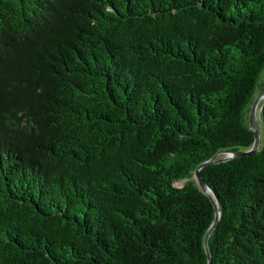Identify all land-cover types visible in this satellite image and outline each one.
Wrapping results in <instances>:
<instances>
[{"label":"trees","instance_id":"trees-1","mask_svg":"<svg viewBox=\"0 0 264 264\" xmlns=\"http://www.w3.org/2000/svg\"><path fill=\"white\" fill-rule=\"evenodd\" d=\"M263 68L264 0H0V264H209ZM258 124L210 264H264Z\"/></svg>","mask_w":264,"mask_h":264},{"label":"water","instance_id":"water-1","mask_svg":"<svg viewBox=\"0 0 264 264\" xmlns=\"http://www.w3.org/2000/svg\"><path fill=\"white\" fill-rule=\"evenodd\" d=\"M263 99V103L260 105V109L263 107L264 104V85L260 88V90L258 91L256 97L254 98L252 104H251V108H250V113H249V120H250V125L251 128L254 131V142L253 144L249 147V148H245V149H232V150H220L217 153H215V155H213V157L203 163H201L195 173L194 176L199 187L206 193H208L211 198L214 201V204L216 206V216L214 218V221L212 222L210 228L207 230L206 235H205V248L207 251V255H208V261L209 264L211 262V252H210V248H209V235L211 233V231L213 230L214 226L216 225L218 219H219V215H220V205H219V201L217 198H214L213 195L210 193L211 192V188L208 186V184L205 182L204 178L201 176L200 174V168L208 163L214 162V161H221V160H227L233 156H238L244 153H249L252 152L254 150H258L260 147V139H261V130L257 121V108L259 106V102ZM220 153H226V155L224 156H218Z\"/></svg>","mask_w":264,"mask_h":264},{"label":"rangeland","instance_id":"rangeland-1","mask_svg":"<svg viewBox=\"0 0 264 264\" xmlns=\"http://www.w3.org/2000/svg\"><path fill=\"white\" fill-rule=\"evenodd\" d=\"M259 82H264V68L262 69L261 73H260V77H259ZM263 99L259 102V106L257 108V121L258 123H260V105L262 104ZM260 143H261V139H260ZM226 155V153H220L219 156H224ZM195 178V177H194ZM184 183V180L178 181L177 185H182Z\"/></svg>","mask_w":264,"mask_h":264}]
</instances>
